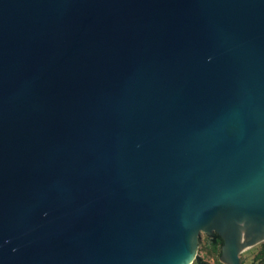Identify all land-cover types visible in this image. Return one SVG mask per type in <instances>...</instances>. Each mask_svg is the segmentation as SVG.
Here are the masks:
<instances>
[{
	"label": "water",
	"instance_id": "1",
	"mask_svg": "<svg viewBox=\"0 0 264 264\" xmlns=\"http://www.w3.org/2000/svg\"><path fill=\"white\" fill-rule=\"evenodd\" d=\"M264 241V0H0V264H193Z\"/></svg>",
	"mask_w": 264,
	"mask_h": 264
},
{
	"label": "rangeland",
	"instance_id": "2",
	"mask_svg": "<svg viewBox=\"0 0 264 264\" xmlns=\"http://www.w3.org/2000/svg\"><path fill=\"white\" fill-rule=\"evenodd\" d=\"M212 236L207 235L202 232L200 236L198 255L194 264H219V256L221 253V248L217 251H213L209 247V242ZM264 247V241L246 249L242 252L241 258L243 259V264H264V257L258 258V254Z\"/></svg>",
	"mask_w": 264,
	"mask_h": 264
},
{
	"label": "trees",
	"instance_id": "3",
	"mask_svg": "<svg viewBox=\"0 0 264 264\" xmlns=\"http://www.w3.org/2000/svg\"><path fill=\"white\" fill-rule=\"evenodd\" d=\"M223 244V239L222 237L217 234L214 233V235L212 236V238L210 239L209 242V247L213 250V251H217L218 249L221 248ZM264 257V247L262 248L261 252L258 254V258H263ZM194 264V263H193ZM207 264V263H205ZM219 264H222L221 262H219Z\"/></svg>",
	"mask_w": 264,
	"mask_h": 264
},
{
	"label": "flooded vegetation",
	"instance_id": "4",
	"mask_svg": "<svg viewBox=\"0 0 264 264\" xmlns=\"http://www.w3.org/2000/svg\"><path fill=\"white\" fill-rule=\"evenodd\" d=\"M213 236V235H212ZM223 264V263H222Z\"/></svg>",
	"mask_w": 264,
	"mask_h": 264
}]
</instances>
